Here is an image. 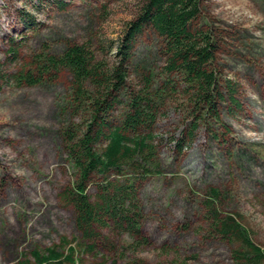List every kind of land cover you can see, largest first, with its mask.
Instances as JSON below:
<instances>
[{
    "label": "rangeland",
    "instance_id": "1",
    "mask_svg": "<svg viewBox=\"0 0 264 264\" xmlns=\"http://www.w3.org/2000/svg\"><path fill=\"white\" fill-rule=\"evenodd\" d=\"M143 1L0 0V264H34L32 250L65 251L80 237L72 209L59 199L72 179L61 133L78 120L70 76L61 71L27 85L18 83L19 74L69 43L86 44L106 63L117 60ZM208 28L218 41L219 79L231 81L239 106L220 102V121L201 124L179 150L173 139L190 108L165 96L153 124L151 173L138 185L150 243L132 251L126 236L109 237L113 249L78 251L82 264H231L235 244L212 235L205 219L209 188L219 191V210L236 215L264 248V0H203L192 29ZM164 51L148 28L133 39L130 88H140L145 76L164 83Z\"/></svg>",
    "mask_w": 264,
    "mask_h": 264
},
{
    "label": "trees",
    "instance_id": "2",
    "mask_svg": "<svg viewBox=\"0 0 264 264\" xmlns=\"http://www.w3.org/2000/svg\"><path fill=\"white\" fill-rule=\"evenodd\" d=\"M202 1L144 0L137 16L128 22L117 50L119 58L111 63L97 59L86 44L69 43L61 54L45 56L33 70L19 74V84L34 85L58 72L67 73L71 111L78 119L61 133L72 179L59 199L72 209L80 237L65 251L57 246L32 250L34 264H82L78 251L90 254L107 245L113 249L109 237L126 236L125 246L132 251L149 245L142 233L138 185L151 173L150 159L156 148L153 124L159 105L168 95L175 103L185 99L190 108V120L173 139L179 150L193 141L201 124L220 121V102L227 101L229 108L239 106L231 81L219 79L215 65L219 47L213 31L192 29ZM146 28L162 38L167 79L153 85L151 77L145 76L140 88H130V48ZM91 186L95 194L89 192ZM219 197L217 189L209 188L204 199L210 233L235 244L230 250L231 264H264V248L250 238L236 215L219 210Z\"/></svg>",
    "mask_w": 264,
    "mask_h": 264
}]
</instances>
